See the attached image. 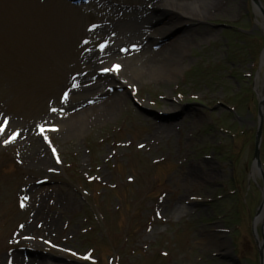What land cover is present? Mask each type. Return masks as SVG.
Listing matches in <instances>:
<instances>
[{
  "label": "rangeland",
  "instance_id": "rangeland-1",
  "mask_svg": "<svg viewBox=\"0 0 264 264\" xmlns=\"http://www.w3.org/2000/svg\"><path fill=\"white\" fill-rule=\"evenodd\" d=\"M147 1L0 0V123L8 118L0 134V264L12 256L19 264H261L263 188L253 154L264 20L251 0H221L211 10L219 0L196 2L205 19L168 51L181 70L160 83L134 76L138 107L123 94L114 110L92 117L76 108L78 97L62 99L102 67L82 59L113 43L125 24L120 12L135 9L125 6ZM156 122L169 129L157 133ZM12 132L17 138L3 143ZM260 148L264 170V140ZM35 153L46 156L43 164ZM39 192L46 195L35 204ZM26 248L35 250L26 256Z\"/></svg>",
  "mask_w": 264,
  "mask_h": 264
},
{
  "label": "bare ground",
  "instance_id": "bare-ground-1",
  "mask_svg": "<svg viewBox=\"0 0 264 264\" xmlns=\"http://www.w3.org/2000/svg\"><path fill=\"white\" fill-rule=\"evenodd\" d=\"M198 1L204 6L208 3L206 2L207 0H159L160 4H158V0H148L144 8L136 4L134 6H125L129 8L134 7V11L131 12H120V10H117L118 14L127 13V15L123 16L125 24L121 26L122 31H120V36H118L119 39L115 42L116 45L110 44L100 55L98 53L93 55V52H91L83 57L84 59H82V62L89 64L88 66L91 67H93L94 64L99 65L108 64L109 62H119L120 67H125H119L117 73L112 72L110 76L102 74L94 75L91 71L92 77H90L89 82H87L86 79H80L77 87L73 88L72 92L77 94V96L86 95L90 98H86L87 100L77 103L76 108H78L79 111L86 108L83 111H90L88 116L93 115L92 117L99 116L98 113H100V115H106L109 111L114 110L121 104L122 97H124L123 94L125 97H130L132 92L126 87L123 92L113 91L111 94L107 95L108 97H105L107 94V92H105L106 87H111L110 85L112 82H117V84L115 83L114 85L119 87L121 86V82L126 86H132L134 76H140V74L145 73L149 80L160 83L166 82L171 74H178L181 70L179 65L181 60L178 59L177 55L175 56L173 53L169 54L168 51L170 46L178 45V42H183L185 44L187 37L188 40L192 38L193 34H188L187 37L182 34L184 29L190 32L192 21L194 22L197 19V23H200L201 19H205L202 18L204 16L203 12L205 7L199 9L195 5ZM98 2L101 4L100 1ZM217 2L218 5L211 7L210 10L223 4L221 0ZM212 3H214V1H212ZM162 7L166 10L164 14L155 13L156 9ZM112 11L116 12V10L113 9ZM209 12L208 10L207 13ZM111 15L116 16L117 14ZM156 16L157 18H160V16L163 17V20L157 24V27L153 26ZM179 29L181 35H177L172 41L168 42L166 46L162 47V45L158 50L152 48L157 45L156 43H158V41H162V38L166 37L168 33ZM116 77L119 78L117 81L114 80ZM261 97H263V94H261ZM86 101H91L90 105H88ZM78 117H85V114L82 113V115ZM73 118L76 119V117ZM152 127H156L158 130L156 132L160 134L163 130L167 131L169 129L168 125L165 123L158 122L152 123ZM24 135L25 132H22L20 138H24ZM144 142L148 144L147 140ZM40 155V153H38L37 156L35 155L38 161L36 163L37 165L43 164L46 160V156ZM39 194L43 196L46 195L44 192H39L37 196L33 194L36 199L35 204H37L38 200L41 201V198H43ZM261 220H263V213L256 219V223L261 222ZM221 244L223 245L224 242H220V245Z\"/></svg>",
  "mask_w": 264,
  "mask_h": 264
},
{
  "label": "snow or ice",
  "instance_id": "snow-or-ice-1",
  "mask_svg": "<svg viewBox=\"0 0 264 264\" xmlns=\"http://www.w3.org/2000/svg\"><path fill=\"white\" fill-rule=\"evenodd\" d=\"M100 47L103 48L104 45H101ZM118 70H119V65H113L111 68H103V69H101V71L105 72V73H107V72H115V71H118ZM73 87H76V85L73 84ZM67 98H68V93L64 92L62 99L66 100ZM50 111L56 112V111H58V109L51 108ZM7 123H8V118L4 117L3 122L0 123V134H4L5 133V127H6ZM37 128L39 129L40 135L44 136V139L47 142V136L44 135L46 129L43 126H41V125H37ZM50 130L54 131L55 128L53 127ZM17 136H18L17 132H12L10 135L7 136V139L3 140V143L7 144V143L12 142L13 140H15L17 138ZM53 155L54 156L56 155L55 149H53ZM59 162H60L59 158L57 157V163H59ZM24 199H27V197H25ZM23 206H24L23 203H21V207H23ZM157 215H159V213H157ZM71 255L76 256L77 254L75 252H72ZM81 259L88 260L89 257L88 256H84V257H81Z\"/></svg>",
  "mask_w": 264,
  "mask_h": 264
},
{
  "label": "water",
  "instance_id": "water-1",
  "mask_svg": "<svg viewBox=\"0 0 264 264\" xmlns=\"http://www.w3.org/2000/svg\"><path fill=\"white\" fill-rule=\"evenodd\" d=\"M264 100L260 102V107H259V116H260V127L259 130L257 132V145H256V152H255V158L258 157V144H259V140H260V135H261V124L263 122V110H264ZM260 257H261V261H263V257H262V250H260Z\"/></svg>",
  "mask_w": 264,
  "mask_h": 264
}]
</instances>
